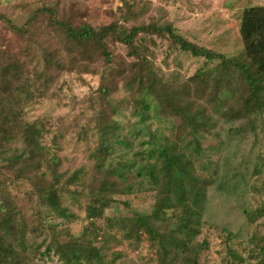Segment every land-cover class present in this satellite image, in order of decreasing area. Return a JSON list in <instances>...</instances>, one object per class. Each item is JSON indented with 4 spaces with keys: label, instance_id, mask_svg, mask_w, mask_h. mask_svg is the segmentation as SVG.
Returning <instances> with one entry per match:
<instances>
[{
    "label": "rangeland",
    "instance_id": "rangeland-1",
    "mask_svg": "<svg viewBox=\"0 0 264 264\" xmlns=\"http://www.w3.org/2000/svg\"><path fill=\"white\" fill-rule=\"evenodd\" d=\"M135 1L144 10L140 17L145 22L171 23L191 42L229 55L238 54L241 48L238 34L240 9L264 4V0ZM52 3L57 6L59 15L70 17L74 25H97L112 19L121 22L120 12L125 8L124 0H0V13L21 25L36 7ZM29 31L30 35H19L0 20V80L5 77V81L9 82L5 87L0 84V99L5 102V116L1 120L6 130L0 129L6 135L0 142V179L5 182L0 186V205H5L6 201L15 205L26 225L27 244L21 264H63L50 242H44L39 248L36 243L46 233L60 241L70 240V233H81L86 219L98 224L101 220L85 217L84 211L73 205L75 218L58 215L43 202L36 190L27 193L26 189L20 190L8 183L14 173L8 165L19 160L24 153L19 131L10 128V119L15 120L19 106L27 120L43 124L42 143L60 159L59 172L68 174L81 170V180L88 191H94L99 181L108 175V166H95L91 157L100 140L96 128L108 123L115 125L109 138L114 147L110 161L115 167L131 164L125 170L129 172L127 181L131 183L132 190L128 194L114 195L117 201L105 209L106 215H128L132 210L149 211L164 198L169 205L175 202L169 167L154 185L143 173L137 174L142 165L137 152L153 147L151 139L161 143L169 152L178 154L181 159H189L194 174L200 178H211L202 205L201 216L206 223L200 236L206 238L209 245L201 249L194 262L239 264L235 260L227 262L222 259L227 255L221 237L228 235V244L245 257L252 246L248 241L249 235L253 231L264 234V225L259 223L261 220L250 224L243 213L244 208L252 209L264 200V191L256 192L251 187L264 181V170L252 173L254 164L260 161L261 156L264 157L262 124L257 122L251 129L240 125L243 120L228 123L220 120L209 129L201 126L199 120L202 119L195 118L196 127L193 128L190 118L156 115L153 111L142 113L136 102V84L126 86L117 77L107 95H102L99 87L107 77L102 78L100 70L83 73L77 68L78 62L87 61L85 52L94 53L92 47L83 49L75 45L64 28L57 31L51 29L43 13L30 24ZM153 38L155 43L150 44L152 61L168 81H184L203 66V58L170 47L166 39ZM107 41L114 59L119 55L129 60L122 44L110 39ZM38 46H44L59 56L62 68L54 63L45 65L38 56ZM6 63L12 67L20 65L13 81L10 80V73L5 72ZM24 81L27 91L16 90L15 86ZM17 96L20 100L18 104L15 102ZM230 127L231 131L227 133ZM148 141L150 144H146ZM25 175L38 187L47 188L50 184V175L44 165L38 171H27ZM119 199H126L129 207L123 206ZM35 207L41 210V217L33 214ZM101 224L103 231L107 225ZM111 234L112 238L104 243L102 250L105 264H155L156 246L145 235L134 249L123 241L120 231ZM47 246L49 249H46ZM243 264L256 263L247 258Z\"/></svg>",
    "mask_w": 264,
    "mask_h": 264
},
{
    "label": "trees",
    "instance_id": "trees-1",
    "mask_svg": "<svg viewBox=\"0 0 264 264\" xmlns=\"http://www.w3.org/2000/svg\"><path fill=\"white\" fill-rule=\"evenodd\" d=\"M124 4L125 8L120 12L121 22L112 19L97 25H74L70 17L59 15L54 3L36 7L21 25L3 13H0V20L5 21L15 33L30 35V24L40 13L45 14L51 29L57 31L64 28L75 45L83 49L92 47L94 53L85 52L87 57L84 58L87 61L78 62L76 66L83 73L100 70L101 77H107L105 83H101L99 87L102 95H107L117 77L121 78L126 86L136 84V102L142 113L153 111L156 115L190 118L193 128L196 127L195 118L202 119L203 121L199 120L201 126H207L209 129L220 120L223 123L243 120L240 125L251 129L259 122L264 131V4L249 5L240 9L238 34L241 48L235 55L193 43L178 33L171 23L145 22L140 17L144 10L135 0H124ZM154 36L166 39L170 47L178 48L193 57L203 58V66L184 81H168L152 61L150 44L155 43ZM107 39L122 44L129 60L119 55L114 59ZM37 53L45 65L54 63L62 68L60 57L52 50L38 46ZM18 71L19 64L12 67L6 63L5 72L10 73L11 81L16 78ZM5 80V77L0 80L4 87L9 84ZM25 82L16 85L15 89L20 88L26 92ZM15 102H20L18 96ZM4 103L0 99V129L5 132L4 121L1 120V117L5 116ZM19 107L15 120L10 119V128L19 131L24 153L19 160H14L8 165L14 171L8 183L18 186L20 190L26 189L27 193L36 190L43 202L58 215L75 218L71 207L73 205L83 210L85 217L101 220L98 224L86 219L80 234L69 232L70 240L60 241L46 233V236L36 243L38 248L44 242H50L63 264H105L102 251L104 243L112 238L113 231H120L121 238L131 248L139 246L142 235L153 242L156 246L155 264H196L194 259H198L201 249L209 245L208 240L200 236L206 223L201 216L202 205L211 178H200L194 174L193 164L189 159H181L178 154L169 152L161 143L151 139L153 147L137 152L142 162L137 174L143 173L154 185L169 167L175 202L169 205L167 198H164L155 203L149 211L132 210L128 215H106L105 209L117 201L114 195L128 194L132 190L131 183L127 181L129 172L125 170L131 164L127 167H115L110 161L114 147L109 138L115 125L108 123L95 127L100 140L91 157L95 166H108V175L99 181L94 191H88L81 180V170L76 169L68 174L59 172L60 159L50 147L42 143L43 124L37 120H27ZM230 131L231 127L227 133ZM5 136L0 132V142ZM263 164L264 157L261 156L260 161L254 164L252 173L262 172ZM43 165L50 175L47 188L38 187L25 175L27 171H38ZM4 183V180L0 179V186ZM251 187L256 192H262L264 181ZM119 202L129 207L126 199H119ZM32 212L35 216L42 215L39 207H35ZM243 213L250 224L260 219L259 223L264 225V200L259 201L252 209L244 208ZM102 222L107 225L103 231ZM26 232V225L17 207L10 205L8 201L5 205H0V264L22 263L27 244ZM229 240L228 235L221 237L227 255L222 257L223 260H235L243 264L248 258L256 264H264V234L253 231L249 235L248 241L252 246L245 257L228 244Z\"/></svg>",
    "mask_w": 264,
    "mask_h": 264
}]
</instances>
